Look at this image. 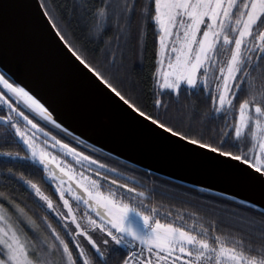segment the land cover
I'll use <instances>...</instances> for the list:
<instances>
[{"label":"snow or ice","instance_id":"obj_1","mask_svg":"<svg viewBox=\"0 0 264 264\" xmlns=\"http://www.w3.org/2000/svg\"><path fill=\"white\" fill-rule=\"evenodd\" d=\"M20 7L147 132L234 169L258 198L199 189L200 203L165 210L167 192L102 162L101 149L0 70V264H264V0H23L0 12ZM74 18L92 58L69 39ZM150 27L144 100L128 46L137 42L142 67Z\"/></svg>","mask_w":264,"mask_h":264},{"label":"water","instance_id":"obj_2","mask_svg":"<svg viewBox=\"0 0 264 264\" xmlns=\"http://www.w3.org/2000/svg\"><path fill=\"white\" fill-rule=\"evenodd\" d=\"M17 2L23 0H0V8ZM0 70L102 153L196 189L258 198L234 169L181 151L147 132L140 118L130 117L114 94L94 83L55 30L43 19L37 22L27 7L0 12Z\"/></svg>","mask_w":264,"mask_h":264},{"label":"trees","instance_id":"obj_3","mask_svg":"<svg viewBox=\"0 0 264 264\" xmlns=\"http://www.w3.org/2000/svg\"><path fill=\"white\" fill-rule=\"evenodd\" d=\"M143 2V0H142ZM57 3H71V0H57ZM69 31L71 35L69 36L70 40H73L76 43H84L86 48V55H88L90 58L95 56V53L93 52V45L91 43H87L84 39V26L83 21H77L75 18L72 20V22L69 25ZM153 51H154V45H153V35L151 27L148 30V36L146 38V47L143 49V64L141 67V61H140V55H141V49L138 47L137 42L135 40L131 41L128 46V56H129V63L132 65L131 72L135 79H137L140 82L141 88L143 90V99L148 100L150 98V90L153 87V82L150 77V74L153 70ZM121 85L117 84V87H120ZM182 99L186 95L182 92ZM193 100L197 101V103L201 107H205L208 104V101L204 100L203 96H192ZM3 114V113H0ZM117 159V158H115ZM121 164L126 165L130 168H134L138 174V181L147 182L149 184L155 183V185L163 192H167L169 194V197L174 198H161L159 199L163 200L164 205L166 206L165 210L168 208H171L173 213L179 212L184 209L190 208L191 205H195L200 203V197L201 192L199 189L181 184L179 182L167 179L165 177H162L160 175L150 173L146 170H143L141 168L135 167L133 165H130L129 163L123 162L119 159H117ZM21 171H25L27 174L29 171L32 172V178L37 180V182H40L42 186L50 192V189L47 185H44L43 182L40 180L41 174L37 172L34 169H28V168H22ZM148 174L147 181L144 180L145 175ZM26 204L29 205L30 209L35 210L39 212V208L35 203H33L31 197L28 193L24 192V189L21 187L19 189V193ZM217 197L219 195L216 194ZM42 214V213H41ZM223 227V225H221ZM246 240L253 239L255 240V237H245Z\"/></svg>","mask_w":264,"mask_h":264},{"label":"flooded vegetation","instance_id":"obj_4","mask_svg":"<svg viewBox=\"0 0 264 264\" xmlns=\"http://www.w3.org/2000/svg\"><path fill=\"white\" fill-rule=\"evenodd\" d=\"M93 154L97 155L101 159L102 162L107 163L110 167H116L122 175L134 176L135 179L138 180V174L134 168H130L126 165L121 164L117 159L105 153L99 152V153H93Z\"/></svg>","mask_w":264,"mask_h":264},{"label":"rangeland","instance_id":"obj_5","mask_svg":"<svg viewBox=\"0 0 264 264\" xmlns=\"http://www.w3.org/2000/svg\"><path fill=\"white\" fill-rule=\"evenodd\" d=\"M45 191H47V190L45 189Z\"/></svg>","mask_w":264,"mask_h":264}]
</instances>
